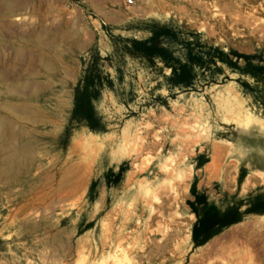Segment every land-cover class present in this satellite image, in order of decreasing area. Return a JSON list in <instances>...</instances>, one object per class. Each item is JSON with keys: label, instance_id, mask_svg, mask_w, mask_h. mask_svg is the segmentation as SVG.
Returning a JSON list of instances; mask_svg holds the SVG:
<instances>
[{"label": "rangeland", "instance_id": "1", "mask_svg": "<svg viewBox=\"0 0 264 264\" xmlns=\"http://www.w3.org/2000/svg\"><path fill=\"white\" fill-rule=\"evenodd\" d=\"M160 28L264 65V0H0V264H218L207 252L231 234L244 264H264V213L247 212L264 201V72L206 59L192 88L169 90L168 67L125 50ZM94 56L105 132L70 122ZM192 190L238 217L201 246Z\"/></svg>", "mask_w": 264, "mask_h": 264}, {"label": "trees", "instance_id": "2", "mask_svg": "<svg viewBox=\"0 0 264 264\" xmlns=\"http://www.w3.org/2000/svg\"><path fill=\"white\" fill-rule=\"evenodd\" d=\"M125 42V50L132 56L146 59L151 63L154 60H160L170 69L169 76L165 78L169 90L175 88L179 90L192 88L197 77V72L194 70L193 64L200 67L205 63L206 59L211 61V63L214 62L215 58L220 61L224 60L234 69H240L238 62L242 59L245 62L247 71L251 74L258 75L264 72V65L259 66L253 64L256 55L230 52L236 57V61L233 62L228 57L224 58L222 52L217 48L209 49L205 53L193 51V44L180 40V38H177V34L168 28L154 29L151 31V36L146 39H126ZM179 42H182V45L185 47L184 62L174 55V51L169 46L172 43L177 44ZM207 68L209 69L208 65L205 66V69ZM102 85L101 74L97 69V57L94 56L88 66L86 74L75 88L73 108L70 117L71 123L75 121L82 123L93 132L106 131L105 123L93 107V101L99 97ZM112 85V80L106 78V86L112 87ZM125 170V166L121 165L118 172L111 176L114 184L120 182ZM192 192L194 193L196 203L203 207L201 214L196 213L197 221L192 227V239L197 246H201L207 242L213 228H226L238 222L236 210L228 209L221 214L215 206L207 203L204 195L196 194L194 190ZM190 205L194 206L193 203H190ZM247 212L264 213V201L251 203Z\"/></svg>", "mask_w": 264, "mask_h": 264}, {"label": "bare ground", "instance_id": "3", "mask_svg": "<svg viewBox=\"0 0 264 264\" xmlns=\"http://www.w3.org/2000/svg\"><path fill=\"white\" fill-rule=\"evenodd\" d=\"M82 173H84V171ZM132 174L133 173L131 172L128 175V180L131 177H133ZM170 175H172V174H170ZM180 178H181L180 179L181 182L184 184L185 181L182 180V177H180ZM180 180H178V181H180ZM79 187H82V186H79ZM148 190L149 189H147V191ZM137 192H139V191H137ZM161 208H162L161 206L158 207V208L150 206V212H151V218L152 219H153L154 216L155 217L159 216L161 219L165 218L164 212L161 210ZM138 211H139V213L141 215H145V213L147 211V205H141L139 207ZM128 221H129V219L127 218L125 220L124 224L128 225ZM171 222L174 223V220H172ZM238 226H241V225H238ZM262 227H264V226H261V228ZM160 228H161V225H159V229ZM241 228H242V226H241ZM240 229L238 228V230H240ZM218 239L213 240L212 246H211V248H209V251L207 252L208 255L209 254L213 255L214 252H219L220 254H224V256L222 257V260L218 264H244L243 258L241 257V252H242L241 249L243 247V243L239 240V236L238 235L231 234L230 238L228 240H226V241H221L222 239L221 240L220 239L218 240ZM249 251L250 250H248L247 253L245 254V256H244L245 259H246V255L249 253ZM247 261L250 262L249 264H254L253 259L251 257H250V260H247ZM213 264H215V263H213Z\"/></svg>", "mask_w": 264, "mask_h": 264}, {"label": "built area", "instance_id": "4", "mask_svg": "<svg viewBox=\"0 0 264 264\" xmlns=\"http://www.w3.org/2000/svg\"><path fill=\"white\" fill-rule=\"evenodd\" d=\"M135 0H124L126 6H132Z\"/></svg>", "mask_w": 264, "mask_h": 264}]
</instances>
